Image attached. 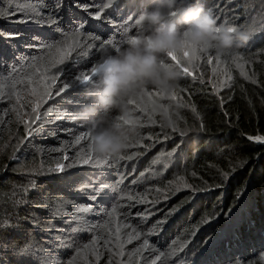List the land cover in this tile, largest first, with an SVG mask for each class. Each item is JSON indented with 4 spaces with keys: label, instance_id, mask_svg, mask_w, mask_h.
I'll use <instances>...</instances> for the list:
<instances>
[{
    "label": "trees",
    "instance_id": "16d2710c",
    "mask_svg": "<svg viewBox=\"0 0 264 264\" xmlns=\"http://www.w3.org/2000/svg\"><path fill=\"white\" fill-rule=\"evenodd\" d=\"M73 1L0 0V31L23 34L20 40L0 38V222H7L0 225V263L42 264L49 260L55 264H264V41H248L220 54L214 49H195L199 66L179 80L171 92L177 99L160 89H148L161 103L178 100L185 105L179 117H173L178 130L166 127L158 114L149 120L137 109L142 122L129 144L148 137L149 146L142 154L135 155L133 145L121 153L125 159L119 162L109 158L99 164L95 157H106L94 152L93 160L84 163L91 145V125L72 118L84 103L94 102L86 99V93L95 77L87 82L76 81L73 88L60 94L57 92L62 85L47 88L56 101L55 110L43 102L38 109L39 119L32 124V103L37 98L29 99L25 94L32 86L28 80L35 67L48 54L40 45H55L73 35L87 42L86 55L71 58L75 70L60 73L57 68L67 65L59 64L53 74L50 70V86L53 77L75 71L73 81L87 74L90 67L85 68L86 62L95 57L93 46L99 44L107 52H114L117 39L126 40L130 33L127 27L115 24L113 33L103 36L100 30L107 32L110 24L90 18L86 26L93 25L91 29H78L82 22ZM135 1L126 0L124 4L130 6ZM193 2L187 0L184 6ZM108 4L106 0L103 16L114 20L127 17ZM152 4L153 1L142 10ZM240 4L257 21L244 17V24L237 28L251 36H262L264 0H254L252 4L240 0ZM213 5L214 0H208L204 8ZM22 8L39 12V22H15L24 18ZM233 10L229 1L213 16L218 24L232 26L242 13L232 14ZM57 20L59 24L54 23ZM32 37L39 44H34ZM244 47L253 50L245 51ZM101 56L104 54L94 62ZM54 61L58 60L54 57ZM214 68L217 79L207 76L208 70ZM17 95L22 97L19 103ZM29 96L33 97L30 92ZM21 105L28 108L20 111ZM117 117L118 113L113 112L112 118ZM37 127L39 132H33ZM81 136L86 138L76 143ZM145 161L148 168L136 171V166ZM57 165L65 170L57 171ZM131 167H135L133 178H125ZM170 170L177 178L167 181ZM130 180L138 182L127 184L128 189L123 190L121 182ZM103 181L112 190L109 196L106 188L94 192L95 182ZM184 185L190 187L181 190L179 187ZM178 206H182L179 212L169 218L168 213ZM87 208L90 211H77ZM150 209L159 213L152 219L153 232L146 236L147 219L136 216ZM240 210L244 215L233 226L228 221ZM57 211L61 212L59 217L53 215ZM165 219L167 223L161 229L158 222ZM205 219L209 223L203 224ZM117 228L121 230L119 240ZM217 232L225 237L202 250L201 242ZM232 232L235 238L228 239ZM137 233L140 239L135 238ZM144 239L149 241L147 248L143 246ZM29 244L32 247L23 252ZM185 244L187 247L181 251ZM198 252L200 256L193 259Z\"/></svg>",
    "mask_w": 264,
    "mask_h": 264
},
{
    "label": "clouds",
    "instance_id": "9594fccd",
    "mask_svg": "<svg viewBox=\"0 0 264 264\" xmlns=\"http://www.w3.org/2000/svg\"><path fill=\"white\" fill-rule=\"evenodd\" d=\"M153 0L131 21L123 47L105 52L92 69L95 80L73 119L90 123L91 147L100 156H116L127 149L141 125L137 109L151 120L154 114L169 128L176 126L181 101L161 103L149 94L154 87L171 94L183 76L169 63V53L214 49L217 54L242 47L250 40L246 30L225 24L206 11L200 0ZM135 29V34L131 30ZM98 108L102 114L98 115ZM117 112L118 117L112 118Z\"/></svg>",
    "mask_w": 264,
    "mask_h": 264
},
{
    "label": "rangeland",
    "instance_id": "374dc122",
    "mask_svg": "<svg viewBox=\"0 0 264 264\" xmlns=\"http://www.w3.org/2000/svg\"><path fill=\"white\" fill-rule=\"evenodd\" d=\"M229 1L231 2V5L234 7V10L232 11V14H237L238 15L239 14L238 12L239 11H242V9H244V8H241L240 0H214V5L211 6L209 9H208V6H207L206 11H209L212 15L214 13H219L220 10H221V8L224 5L225 6L227 4L229 5ZM247 1H248L249 4H252L254 2V0H247ZM105 2H106V0H81V1L80 0H75V1H73L72 5H74V3H79V4H81L83 6V8H88L89 9V12H87V13H91L92 14L91 16H87V13L85 15V11H83V8H77L76 7V12L79 13L78 20L80 22H83V27L82 28H84V29H91L93 27V25L92 26H86L87 25L88 18H90L92 21H98V20L94 19L93 17L96 15V13H97L98 10L101 11L102 14H103V11L105 10ZM22 5L23 4L21 3V4L18 5V7H21ZM73 7L75 8V6H73ZM144 7H146L145 0H136L132 6H127L126 4H123L122 5V8L124 10H126V12L129 14L126 18H121L120 20H114V19H112L109 16H106V17L108 19H110L111 21H114L115 24H118V26L119 25L120 26L122 25V26H125L127 28H130L131 21L135 18L136 15H138L140 13L138 11L139 10H142ZM251 9H256V8L255 7H251ZM135 12H138V13L137 14H131V13H135ZM247 12H248V10L244 9L242 11V13L240 15H238V17L240 18V20L237 22V24L232 25V26L238 27V26H241L242 24H244V22H245L244 21V17H246V19L248 21H251V22L257 21V17H254L252 14H249V13L246 14ZM14 18H17V17H14ZM31 24L36 25V22H33L32 21ZM109 24H110V26H109L107 32H106V29L100 30V34L101 35L106 36L108 33L109 34H112L113 33V30H114L115 27H114V25L112 23H109ZM131 32L135 33V29H132ZM263 41H264V34L262 36H258V35L251 36V38L249 40V43H252V42H260V43H262ZM115 43H116V45H115V50H116L117 47L120 48L122 45L125 44V39L124 38H119V39H117V41ZM54 46H55L54 48L49 49V50H46V51H48V54H47V57H46L45 61L43 63H41L40 65H38V66L41 67L42 72H43V69L44 68L47 69V71L43 73V78L46 80L47 88H50V89L51 88L52 89H55V88L61 86L62 85V81H64L66 78H67V81L70 82L71 81V76L74 75V72H75V71H73L70 74H67L65 76H59V78H57V80L55 82H52V84L49 86V80L51 78V74H50V77H49V72L51 70L52 71V74H53V71L55 70V67H51V65H52V59L55 57V59L59 60L64 55V51H69V50L71 51V58L75 57L76 55L85 56L86 55V50H85L86 48L85 47L87 46V42L85 41V39H82L81 36H79V35H73V36H70V37L66 38L63 42L58 43V44H55ZM57 49H63L64 51H57ZM244 49H246V47H244ZM93 50L95 52V57L92 58V59L87 60L86 66H85V68H89L90 67V71L93 69V67L99 61L102 60L103 56H101L98 59L97 62H94V61L101 54H105L106 50H108V49H106L105 47L99 46V44H96L95 46H93ZM252 50L253 49H246L245 51H252ZM194 52H195V50L194 51H190L188 57H184L182 53H176L177 56L181 60V63L180 64H177L175 61L171 60L170 57L167 58V61L169 63H173V64L177 65L178 68H179V70H181L182 72H183V69L185 67L189 68V72L188 73H184L183 72V75H189V74H191L190 72L196 70L198 68V66H199L198 58H196L197 55H195ZM73 60L74 59H71V68L75 70L76 65L73 63L74 62ZM189 60H191V63H189ZM87 63H89V64H87ZM218 63H220V62H218ZM218 63H216V64H218ZM65 65H67V63ZM90 71L88 73H90ZM35 76H36V73L34 71V73H33V75H32L31 78L32 79H35ZM207 76H209L212 79H217L218 78V73L216 71L213 72L212 70H208ZM32 87H33V85L30 87V89ZM30 89L27 90L25 96L26 97H29V99L35 98V96H33V97H30L29 96ZM49 93H50V96L45 97V99H44V105H49V109H51V111H53V110H55V107H56V105H55V102L56 101H54V98L51 97L52 91H50ZM32 104H35V103L33 102ZM24 108H28V107H21L20 111L23 110ZM24 116L26 117V114H24ZM39 129H40V127H37V128L34 129L33 132H39ZM148 139H149L148 137H145L143 139L134 140V142L132 144L136 148V150H134V154L135 155H138L139 156L140 154H142L143 150H145L146 146H149L148 145ZM137 144H138V146H136ZM154 152L156 153V151H154ZM136 167H137V170L136 171H138L139 169H146V168H148V163H146V161H145L144 163H142L141 165H138ZM134 169H135V167H131L130 170H129V172L127 173V176L125 178H127L128 176H130L134 172ZM132 176H134V174L131 175V179L133 178ZM168 177L169 178H168L167 181H169L171 178H177V174H175L174 172H172L170 170V173H169ZM134 182H138V181H136V180H134V181L130 180L127 183H125V182L122 181L121 183L123 184V190L128 189L127 188V184H132ZM95 183L96 184L94 185L95 186L94 192L96 194L99 193V192H101L105 188L107 190H109V188L107 187V184L104 181H103V183H100V184L97 183V182H95ZM177 188H178V186H176V189ZM179 188L181 190L185 189L184 186H180ZM153 190L155 191L156 188L153 189ZM111 193H112V190L110 189L107 196L111 195ZM99 199H102V197H99ZM158 213H159V211H156L155 209H150V210L143 211L142 213H140L139 215L136 216L137 219H147L146 224L144 226L145 229H146V232H145V235L146 236L153 232V229L152 228L154 226V221L152 219ZM235 214L236 215L234 217H232L228 221V222H231V224L233 226L239 221V218L244 215V211L243 210L236 211ZM233 230H235V228H233ZM215 235L218 236V239L219 240H221L222 238L225 237V236H223V234L221 235L219 232H217ZM235 236L236 235L232 232V233H230L228 235V239L229 238L230 239H234ZM201 247H202V245H201ZM201 247H200V249H201ZM200 249H199V251H200ZM252 252H253V249L251 250V253ZM199 256H200V254L198 252V253L194 254L192 256V258L193 259H196ZM217 260H219V259H217ZM221 262L222 261H217L214 264H221ZM210 264H213V263H210Z\"/></svg>",
    "mask_w": 264,
    "mask_h": 264
},
{
    "label": "snow or ice",
    "instance_id": "6c2138e0",
    "mask_svg": "<svg viewBox=\"0 0 264 264\" xmlns=\"http://www.w3.org/2000/svg\"><path fill=\"white\" fill-rule=\"evenodd\" d=\"M61 5H57V7H60ZM75 7L77 8H83V6L79 3H74ZM109 6H114V0H109ZM20 11L23 13L24 15V18L23 19H20V20H17L15 22L17 23H25V22H28L29 20L33 21V22H39V20H37V17L40 15L39 12H37L36 10L34 9H20ZM83 11H85L86 13L89 12V9L88 8H83ZM16 13L13 12L12 15L14 16ZM0 17H2V14H0ZM94 19L96 20H103V22H107V23H112L114 25V27H116L115 25V22L114 21H111L110 19H108L106 16H103L102 15V12L101 11H97L96 15L93 17ZM54 23L56 24H59V20L57 21H54ZM82 27H83V22L77 26L78 29H81L82 30ZM22 33H5L3 31H0V38H3L4 40L6 41H12V40H20L21 37H22ZM32 41L34 42V44H39V41L37 40L36 37H32ZM103 43V41L101 42ZM25 46H33V45H29V44H26ZM40 47L44 50H49V49H52L54 48L55 46L54 45H49V44H44V45H40ZM118 49V47L116 48ZM57 51H64L63 49H57ZM201 52H204L205 50L203 49H200ZM184 57H188L189 56V53L188 52H183L182 53ZM169 57L171 58V60L175 61L177 64H180L181 63V60L180 58L177 56L176 53H169ZM198 58V57H196ZM219 59V58H217ZM67 63V67H61V68H57V71L60 72V73H67L68 71H70L71 69V51H64V55L58 60V61H54L52 63V67H56L57 64L59 65H65ZM189 63H191V60H189ZM47 69L44 68L43 69V72L41 70V67L40 66H37L35 67V73H36V76H35V79H32L31 77L29 78L28 80V83L32 84L33 87L30 89V93L32 96H35L37 98V102L35 104L32 105V111L33 113L35 114V119L32 120V123L35 124L36 120L39 119V116H40V113L38 111V109L41 107V104L44 102V98L45 97H48L50 96V93L48 92L47 90V84H46V80L43 78V73L46 72ZM216 69L214 68L213 69V72H215ZM183 72L184 73H188L189 72V68L185 67L183 69ZM94 76V73L93 71L91 70L90 73H87V74H84L83 76H77L75 78V80L71 81V82H68L67 81V78L62 81V87L58 90L57 94H60L62 92H65L66 90L70 89V88H73L75 86V83L76 81H81V82H87L91 79V77ZM58 77H53L52 78V82H55V80L57 79ZM23 83V81L21 82ZM170 98L171 99H177V95L175 92H173L171 95H170ZM22 99V97L20 95H17V102L19 103V101ZM179 99H183L182 97H180ZM21 107H23V105H21ZM193 110H195V107L194 105L192 106ZM47 114V113H46ZM62 118V117H61ZM73 119V118H72ZM74 120V119H73ZM55 122V121H53ZM174 130H178V129H175V127H173ZM32 133L30 132L29 135H31ZM90 135V134H88ZM86 137L84 136H81L79 138H77L76 140V143H80L81 140L85 139ZM259 139V138H258ZM130 146H133V145H128V147ZM138 146V144L136 145ZM93 149L91 147V145H89V150H88V154L86 156V158L84 159V163H88L89 161L93 160ZM113 159L114 161L116 162H119L120 160H123L125 159V157L121 154L119 155H116V156H111V157H106L104 159H101L99 156H96L95 159L96 161L99 163V164H105L107 162V159ZM128 159H131V157H127ZM69 167H71V165H69ZM65 169H64V166L62 165H57V171L59 172H63ZM184 187H190L189 185H184ZM205 190H208V189H205ZM195 191L196 190H193V194L195 195ZM243 191V190H242ZM13 195H15V193H13ZM59 207H63V205L59 206ZM180 207L182 206H178L177 208L171 210L169 213H168V217L170 218L172 215H174L175 213L179 212L180 210ZM77 211H90V208H87V209H77ZM65 215H67L68 213H64ZM53 215L59 217L61 215V212L60 211H57L55 212ZM167 223V219L165 220H162V221H159L158 222V226L161 227L162 229V226L164 224ZM209 223V221L207 219H205L203 221V224H207ZM4 224H7L6 221H3V222H0V225H4ZM124 227H130V225H125ZM73 231H75V229H73ZM120 228H117L116 229V239L119 240L120 239ZM198 231L197 230H194L192 232V235L195 236L196 235V232ZM136 239H140V234L137 233L136 234ZM218 241V236L216 235H210V236H207L201 243H202V250H208L209 248H211L212 246H214ZM132 241L129 240L128 243H131ZM94 243H98V241H94ZM106 243H108V241H106ZM190 243V241L188 242ZM143 246L145 248H147L149 246V241L147 239H144L143 240ZM32 247L31 244L27 245L26 247H24L22 249L23 252H28L29 249ZM184 247H187V244L185 245H182L181 246V251H183V248ZM123 251L121 250L120 252V255L123 256ZM42 264H55V262L53 261H49V260H45L42 262Z\"/></svg>",
    "mask_w": 264,
    "mask_h": 264
},
{
    "label": "bare ground",
    "instance_id": "6f19581e",
    "mask_svg": "<svg viewBox=\"0 0 264 264\" xmlns=\"http://www.w3.org/2000/svg\"><path fill=\"white\" fill-rule=\"evenodd\" d=\"M153 0H145V2H146V6H148V4H150L151 2H152ZM208 0H200V2L203 4V6H205V3L207 2ZM124 2H125V0H114V6H109V4H108V7L109 8H114V10L116 11V12H119V13H125L126 14V16H128L129 14L126 12V10H124L123 8H122V5L124 4ZM134 4V3H133ZM132 4V5H133ZM132 5H130V6H132Z\"/></svg>",
    "mask_w": 264,
    "mask_h": 264
}]
</instances>
